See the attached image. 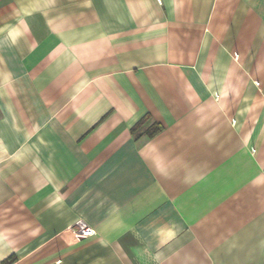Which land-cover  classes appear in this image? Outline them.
I'll use <instances>...</instances> for the list:
<instances>
[{
  "label": "crops",
  "instance_id": "obj_1",
  "mask_svg": "<svg viewBox=\"0 0 264 264\" xmlns=\"http://www.w3.org/2000/svg\"><path fill=\"white\" fill-rule=\"evenodd\" d=\"M0 264H264V0H0Z\"/></svg>",
  "mask_w": 264,
  "mask_h": 264
},
{
  "label": "built area",
  "instance_id": "obj_2",
  "mask_svg": "<svg viewBox=\"0 0 264 264\" xmlns=\"http://www.w3.org/2000/svg\"><path fill=\"white\" fill-rule=\"evenodd\" d=\"M94 233L92 227L85 222H77L70 230L71 239H76L81 236H89Z\"/></svg>",
  "mask_w": 264,
  "mask_h": 264
},
{
  "label": "trees",
  "instance_id": "obj_3",
  "mask_svg": "<svg viewBox=\"0 0 264 264\" xmlns=\"http://www.w3.org/2000/svg\"><path fill=\"white\" fill-rule=\"evenodd\" d=\"M154 132H152L151 134L153 135Z\"/></svg>",
  "mask_w": 264,
  "mask_h": 264
}]
</instances>
